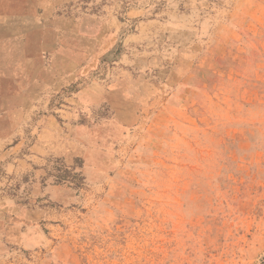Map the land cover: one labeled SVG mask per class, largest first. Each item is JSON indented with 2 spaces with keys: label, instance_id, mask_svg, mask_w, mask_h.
I'll list each match as a JSON object with an SVG mask.
<instances>
[{
  "label": "rangeland",
  "instance_id": "obj_1",
  "mask_svg": "<svg viewBox=\"0 0 264 264\" xmlns=\"http://www.w3.org/2000/svg\"><path fill=\"white\" fill-rule=\"evenodd\" d=\"M4 26L0 264H264V0H0Z\"/></svg>",
  "mask_w": 264,
  "mask_h": 264
},
{
  "label": "crops",
  "instance_id": "obj_2",
  "mask_svg": "<svg viewBox=\"0 0 264 264\" xmlns=\"http://www.w3.org/2000/svg\"><path fill=\"white\" fill-rule=\"evenodd\" d=\"M4 17V16H3ZM34 16H31L29 18H33ZM6 20V17H4ZM5 28V29H2ZM15 31H8V28L6 26L0 28V82H9L8 78V53L6 52V47L9 45V34L12 36ZM23 32V31H18ZM14 41V40H13ZM11 44H14V42H10ZM23 82V81H20Z\"/></svg>",
  "mask_w": 264,
  "mask_h": 264
}]
</instances>
